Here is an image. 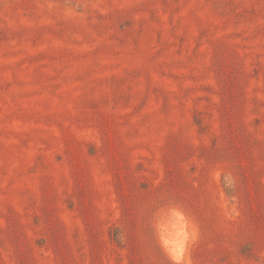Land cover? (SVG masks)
Wrapping results in <instances>:
<instances>
[{
  "label": "rangeland",
  "instance_id": "1",
  "mask_svg": "<svg viewBox=\"0 0 264 264\" xmlns=\"http://www.w3.org/2000/svg\"><path fill=\"white\" fill-rule=\"evenodd\" d=\"M264 264V0H0V264Z\"/></svg>",
  "mask_w": 264,
  "mask_h": 264
},
{
  "label": "clouds",
  "instance_id": "2",
  "mask_svg": "<svg viewBox=\"0 0 264 264\" xmlns=\"http://www.w3.org/2000/svg\"><path fill=\"white\" fill-rule=\"evenodd\" d=\"M171 216L180 222V226L171 229L158 226L161 247L171 264H191L190 249L196 239L195 227L179 209L173 208Z\"/></svg>",
  "mask_w": 264,
  "mask_h": 264
}]
</instances>
